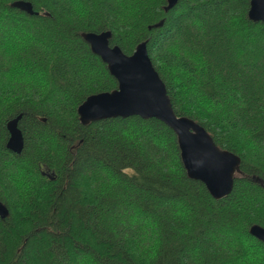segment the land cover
<instances>
[{
	"label": "trees",
	"instance_id": "trees-1",
	"mask_svg": "<svg viewBox=\"0 0 264 264\" xmlns=\"http://www.w3.org/2000/svg\"><path fill=\"white\" fill-rule=\"evenodd\" d=\"M166 2L0 0V264H264V23L249 0ZM105 31L127 56L146 43L175 114L240 158L226 198L187 177L162 122L80 124L117 88L82 38Z\"/></svg>",
	"mask_w": 264,
	"mask_h": 264
},
{
	"label": "water",
	"instance_id": "water-1",
	"mask_svg": "<svg viewBox=\"0 0 264 264\" xmlns=\"http://www.w3.org/2000/svg\"><path fill=\"white\" fill-rule=\"evenodd\" d=\"M179 0H167L165 12ZM13 7L32 15V5L18 1ZM248 18L252 22L264 23V0H249ZM91 52L106 65L109 74L116 80L117 88L89 96L78 108L81 125L116 119L139 117L156 119L171 129L180 151V159L187 177L202 183L214 200L226 198L232 191L235 174L239 170L240 158L229 151L219 149L203 127L191 119L177 116L173 111L165 85L152 66L146 43H140L130 55H125L117 46H110L111 33L82 34ZM21 115L6 125L9 134L6 148L20 154L23 135L18 128ZM8 216L7 208L0 203V219ZM249 234L264 243V228L253 225Z\"/></svg>",
	"mask_w": 264,
	"mask_h": 264
}]
</instances>
